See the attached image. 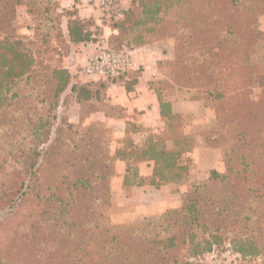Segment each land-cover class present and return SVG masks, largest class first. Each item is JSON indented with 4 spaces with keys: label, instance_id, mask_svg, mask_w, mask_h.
<instances>
[{
    "label": "trees",
    "instance_id": "trees-1",
    "mask_svg": "<svg viewBox=\"0 0 264 264\" xmlns=\"http://www.w3.org/2000/svg\"><path fill=\"white\" fill-rule=\"evenodd\" d=\"M133 3L137 12L132 9L112 23L118 34L109 37L110 45L121 49L124 45L113 41L129 32L135 34L129 44H148L145 36L158 31L175 10L177 21L188 26L177 28V63L189 75L184 86L199 89L216 111V122L202 139L206 148L221 151L224 173L212 170L208 182L195 184L179 208L155 219L110 225L105 213L112 205L115 162L126 163L125 187L147 181L156 189L181 186L190 179L191 163L183 156L195 149V138L182 134L184 117L149 84L158 95L162 130L131 121L126 136L141 134L143 142L128 137L114 154L105 149L103 124L82 129L69 121L71 96L62 104L72 80L84 76L79 60L71 65L75 74L66 68L73 47L102 31L81 20L78 9L62 10L58 0H0V211L15 208L0 224V236L10 233L0 243V264H202L207 254L226 251L264 264V104L250 99L253 89L264 88V72L246 68L245 84L242 55L233 57L232 65L226 40L235 35L239 53L254 51L264 0ZM23 6L37 21L35 40L29 42L13 33L12 22ZM54 38L62 40L56 61L47 56L55 51ZM137 78L130 73L98 80L95 89L73 85L72 97L98 99L100 106L91 103V113L103 106L107 115L122 118L123 110L103 101L105 91L115 84L131 89ZM144 162L153 166L150 177L140 174ZM25 202L35 204L26 213L21 210Z\"/></svg>",
    "mask_w": 264,
    "mask_h": 264
},
{
    "label": "rangeland",
    "instance_id": "rangeland-1",
    "mask_svg": "<svg viewBox=\"0 0 264 264\" xmlns=\"http://www.w3.org/2000/svg\"><path fill=\"white\" fill-rule=\"evenodd\" d=\"M61 6L62 10H77L79 4L81 3V0H58ZM97 1L98 0H89L88 3L93 4L97 8ZM125 7L127 9V13H129L132 9H134L136 12L138 9L135 7L133 0H124ZM79 10V9H78ZM175 10L172 11V14H168L166 16L164 22L157 26L158 31H154L146 35L145 37L148 39V44H145L143 46H138L135 44H129L133 37L135 36L134 33H127L124 37L116 39L113 41V44L116 47L121 46H128L133 48H144V54L147 57V63L148 65H152L151 56L154 55V52L152 48L158 46V50L160 51V54L162 55V58L158 60L157 63L153 64V75L150 78V84L155 88V90L162 91L163 95L166 98H172L176 101H181L183 99L185 100H194L198 102L199 105V115L196 117L193 115H182L183 121L182 125L180 127V131L182 134H189L193 135L196 141V146L204 147L202 135L205 134L207 131H209L213 125L216 122V111L211 103H207L204 101L201 97L200 90L197 88H186L184 86V83L189 75L186 74V70L180 67L177 63V56H178V46H177V40H176V34H177V28L181 29L183 27L188 26H182V23L178 22L176 19V15L174 13ZM127 15V14H126ZM101 20L103 21L102 16L100 15ZM88 21H93L91 18H87ZM66 19H63V26L65 28L66 25ZM104 22V21H103ZM14 31L13 33L24 37L26 40L32 41L35 40V26L37 24L36 19L29 15L27 12V8L20 7L18 9L17 15L14 18L13 22ZM103 24L112 25V23H106ZM257 29L259 32V37L255 43L254 51H245L239 53V45L237 42V36L235 35H225L227 43H229L230 50L228 51V56L231 57L232 65L236 64V62L233 60V57H238L240 54L243 70L242 75L245 78V84L248 83V78L245 77V75H248V71L246 68H254V67H260L262 71L264 72V10H261L259 13V17L257 20ZM62 40L54 38L52 41L51 49L55 50L54 53H48V57H53L54 61L59 59L58 54H56V51L61 49L60 42ZM123 43V44H122ZM133 43V42H131ZM188 45V43H187ZM228 46V47H229ZM150 47V49H149ZM73 50V49H72ZM52 51V50H51ZM156 51V50H154ZM53 52V51H52ZM77 54H81L82 57L77 58L74 56L75 60H79L78 63L81 62L80 65L84 64V52L83 50L78 49L76 51ZM159 54V53H158ZM76 55V54H75ZM156 55V54H155ZM72 62V60H71ZM69 62L68 65H72V63ZM188 62L191 63V60L188 59ZM82 75V73H81ZM185 77H184V76ZM175 79H178L180 84H175ZM252 100L263 103L264 104V88H255L253 89V95H251ZM41 108H43L41 106ZM44 109V108H43ZM58 115L61 117L63 115V110L59 109ZM75 116L73 115L72 118ZM132 118L136 120V116L133 115ZM60 119V118H59ZM134 121V120H133ZM137 121V120H136ZM82 129H86L89 125L84 126L82 123L77 124ZM92 125V124H91ZM101 127V126H100ZM103 128V129H102ZM101 131L105 132V140H104V147L107 150H110L111 153H115V151L123 146L125 140L128 137H134L135 135L126 136V133L124 134L123 138H120L121 135V127L117 126H108L107 124H103V127H101ZM162 130V128L154 129L157 133ZM54 131V130H53ZM138 135V134H137ZM136 135V136H137ZM47 146L42 147L43 149H46ZM209 149V148H208ZM194 150V149H193ZM192 150V151H193ZM218 151V155H220V167L223 168V171H220L218 168H214L211 170H208L206 172V176L203 180H194L193 177H191V171H192V159L188 157L186 154L183 156V160L187 161L189 160L191 163V171H190V179L189 182H187L184 185L177 186V188H172L170 190L169 188L166 189L168 195H172V200L168 204V207L171 206V208H168L166 211H163V213L167 212L168 210L179 208L182 204V198L183 196L190 192L192 190V187L197 185H203L206 184L210 178V173L212 170H217L221 173H224L225 171V164L222 159L221 151L218 149H211ZM191 151V152H192ZM186 155V156H185ZM213 158V157H212ZM214 159V158H213ZM149 164V163H148ZM151 166V173L153 171V166ZM1 166V161H0ZM115 170V176L112 179L111 182V190H112V205L109 210L106 211L107 219L109 220L110 225H130L134 223H141L147 219H155L159 217L162 214H159V210H152V206L154 203V200H151L152 198H141L140 200H133V201H127L125 198V194L122 193V191H119L117 194V191H115V185L116 181L119 180L120 175L117 172V169L114 166ZM202 171V170H201ZM114 182V184H113ZM149 184V182H146V186ZM182 189V190H181ZM113 191L115 193V196H113ZM154 197V196H153ZM159 198V197H157ZM21 201V198H18L15 205ZM35 206L34 203H27L21 207L22 212L26 213L29 206ZM163 208H160V211L163 210ZM15 211V208H8L6 210L0 211V224L4 222L9 216H13V212ZM152 211V213H151ZM156 212V213H155ZM21 215V214H20ZM131 218H134V220H130ZM2 235L0 236V243L6 241L10 235L9 232L4 234L1 232ZM202 264H263L261 259H243L238 255L233 254L232 252H214L211 254H207L204 258H202L201 261Z\"/></svg>",
    "mask_w": 264,
    "mask_h": 264
},
{
    "label": "crops",
    "instance_id": "crops-1",
    "mask_svg": "<svg viewBox=\"0 0 264 264\" xmlns=\"http://www.w3.org/2000/svg\"><path fill=\"white\" fill-rule=\"evenodd\" d=\"M80 2L81 3L79 4L78 9H79V18L81 20H86L87 18H91V20H93V23H95V25L99 27L100 31H102V34L105 35L106 37H110L118 34V31L112 28L110 25L103 24L104 22L101 20V18H99L101 14L95 5L93 4L90 5V3H88L89 0H81ZM63 31L67 36L68 32L66 25L65 28L63 26ZM83 48H84L83 45L74 46L73 50L75 51H77L78 49L83 50ZM157 48L158 46L152 48L156 50V51L153 50L154 55L150 57L152 61V65H148L147 57L143 55L144 48H139L140 51L142 52V55L137 56V61L145 64V66L148 67V69H146V71L144 72L138 73V78L135 81V83L132 85L131 89H127V87L121 84L107 86L108 88L105 91V96L103 101L111 106H115L123 110V113L125 114L124 117L120 118V117L107 115L103 106H101L99 110L91 113L90 111L91 103H97L100 106V102L98 99L79 101L75 97H72L73 85L87 86L91 84V86L93 85V88L95 89L96 88L95 84L98 83L97 79H93V78L90 79L86 76H77V78L72 80L71 86L65 91L62 98V104H63L64 99L71 96L69 105L66 106L69 121L76 125L77 124L80 125V123H82L84 126L86 125L90 126L91 124L101 123V124H107L108 126L121 127V129L122 128L123 129L120 132L121 133L120 138H123L126 132V126L128 122H131L133 120L134 122H137V124L141 125L145 129L154 130L158 128H163L165 122L160 116V105H159L158 95L149 86L150 78L153 75V64L157 63L158 60H160L163 55L160 54V51ZM75 51L73 52L72 55L76 56L77 58L79 57L81 58L82 55L77 54ZM68 61L71 62V59H69ZM68 61H66L65 63L66 68L69 69L72 74H75L72 66L68 65L69 64ZM169 100H171L173 103V112L175 114H180V115L194 114L196 117H198L200 109L197 101L185 100V99L181 101H176L175 99L172 98H169ZM60 109L64 111L63 106ZM73 115L75 116L74 118H72ZM133 115L136 116L137 121L134 118H132ZM133 138L135 139V142L137 144H141L144 139L143 135L141 134H138L137 136L135 135ZM186 155L192 159L193 166L191 171V177H193L195 181L203 180L208 170L218 168L220 171H223V168L220 167L219 165L220 155H218V151L216 150H211L208 148L197 146L192 152H188ZM150 166L151 165L146 162L141 163L139 165L140 174L144 177H150L152 175L150 171L151 170ZM115 168L117 169V172L121 177L119 178L118 181H116L117 185H115V191H117V194L119 193V191H122V193L125 194V198L127 201H133V200L137 201L140 200L141 198H147V199L149 198L150 200V198H152L151 200H154L153 203L154 206H152V210L154 211L159 210V214H162L163 211H166L168 208H171V206L168 207V204L172 200V195H168L166 189L169 188L170 190H172V188H177L176 185L163 186L159 189H156L149 185L147 186L145 185L142 187H125L124 176L127 170L126 163L117 160L115 162ZM113 196H115L114 191H113ZM163 207L164 209L160 211V208ZM130 220H134V218H131Z\"/></svg>",
    "mask_w": 264,
    "mask_h": 264
},
{
    "label": "built area",
    "instance_id": "built-area-1",
    "mask_svg": "<svg viewBox=\"0 0 264 264\" xmlns=\"http://www.w3.org/2000/svg\"><path fill=\"white\" fill-rule=\"evenodd\" d=\"M97 9L103 21L109 24L124 20L127 14L124 0H98ZM82 45L85 60L80 65V73L90 79L112 81L148 69L145 64L137 61V56L142 55L139 48L123 46L115 49L110 45L109 37L103 34L94 36L92 41ZM75 61L73 57L74 64Z\"/></svg>",
    "mask_w": 264,
    "mask_h": 264
}]
</instances>
